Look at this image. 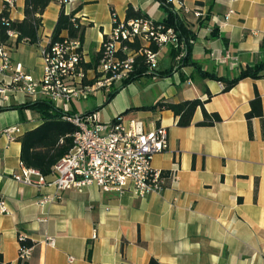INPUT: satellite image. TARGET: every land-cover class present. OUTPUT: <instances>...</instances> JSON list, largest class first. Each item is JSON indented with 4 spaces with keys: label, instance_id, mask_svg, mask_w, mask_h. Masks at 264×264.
<instances>
[{
    "label": "crops",
    "instance_id": "obj_1",
    "mask_svg": "<svg viewBox=\"0 0 264 264\" xmlns=\"http://www.w3.org/2000/svg\"><path fill=\"white\" fill-rule=\"evenodd\" d=\"M24 3L15 0L10 20L23 19ZM3 4L0 0V12ZM128 5L153 21L166 16L157 0H83L66 9L84 26L80 42L82 66L91 65L84 68L87 79L94 77L102 41L111 30V11L125 19ZM171 5L194 34L189 62L222 79L202 78L194 66H181L167 45L158 50L156 68L165 76H141L106 103L111 90L91 94L98 99L101 93V99L81 113L75 103L89 96L72 100L68 113L95 112L100 121V108L107 104L111 119L124 112L126 120L142 119L147 129L164 127L167 146L153 155L151 165L175 173V178L144 198L88 185L39 203L40 197L54 195L56 189L48 183L55 175L44 177L45 184H37L34 174L32 184L13 175L22 164L20 137L43 122L37 110L20 107L47 99L17 93L7 103L9 109L0 111V133L11 126L20 129L13 141L0 135V202L7 210L0 207L4 264L19 262L18 233L32 242L24 264H149L151 259L158 264H264V134L260 117H246L258 95L264 118V77L242 78L223 91L224 80L235 77L240 66L264 63V0H172ZM60 10L55 0L47 5L36 42L9 37L11 62H20L34 79L42 74L40 50L51 40ZM60 36H67L66 31ZM195 98L220 120L197 125L203 119L197 107L191 124L178 126L170 110L141 109L158 101Z\"/></svg>",
    "mask_w": 264,
    "mask_h": 264
},
{
    "label": "built area",
    "instance_id": "obj_2",
    "mask_svg": "<svg viewBox=\"0 0 264 264\" xmlns=\"http://www.w3.org/2000/svg\"><path fill=\"white\" fill-rule=\"evenodd\" d=\"M82 1L55 0L65 13L68 7H76ZM4 2L8 9L15 4V0ZM71 21L79 23V18L72 15ZM111 22V30L101 44L94 77L90 80L82 66L78 38L59 36L41 48L42 74L39 79L23 72L20 62L12 63L9 45L0 44V107H5L11 97L21 93L46 98L55 108L68 113L72 100L86 99L101 90L119 86L132 73L137 56H143L148 71L153 72L157 68L158 50L163 46L179 49L178 58L183 55V42L171 27L155 24L150 18L119 19L114 11H111ZM8 34L10 37L14 33ZM131 44L138 46L131 47ZM62 118L76 127L72 133V147L53 166L55 178L48 184L55 187L54 195L40 197L39 203L59 200L63 191L88 185H96L104 192H129L144 198L160 192L167 179L175 178V173L166 174L151 165L153 155L167 146L164 127L147 129L142 119L126 120L120 114L107 122L98 121L95 112L65 114ZM19 131L18 127L11 126L3 129L0 135L13 141ZM32 174L37 176V184L47 183L38 170L22 164L20 172L13 178L32 184ZM0 207L1 211H7L3 202ZM17 238L20 242L27 236L18 233ZM47 241L54 244L53 238L48 237ZM31 251V246L19 245V258L28 259Z\"/></svg>",
    "mask_w": 264,
    "mask_h": 264
},
{
    "label": "trees",
    "instance_id": "obj_3",
    "mask_svg": "<svg viewBox=\"0 0 264 264\" xmlns=\"http://www.w3.org/2000/svg\"><path fill=\"white\" fill-rule=\"evenodd\" d=\"M52 0H25L24 3V17L22 20H10L8 18V7L6 3L3 4V9L0 12V44H9V32L16 35V42L27 39L29 42H36L37 31L42 25L41 14ZM159 7L163 9L166 16L161 21H154L155 24H162L166 28L171 27L177 33L180 41H183V55L180 57V65H192L197 70V73L202 78H209L214 80H221L215 74L200 70L198 64L194 61L189 62L190 59V39H193V32L187 27L186 23L177 15L173 9L171 2L168 0H157ZM72 13H65L61 8L57 20L54 24L51 40L55 41L59 38L63 31H66L69 38H78L80 41L83 38L84 26L80 23L72 22ZM131 18H149L145 13L139 9H134L131 5L126 8L125 19ZM131 47H137L138 44H131ZM156 49L155 46H152ZM179 49H172L173 56L179 55ZM99 58V56H98ZM98 59L95 63L97 65ZM91 67L90 64H84V68ZM95 67V66H94ZM157 70V69H156ZM148 71V66L145 63L143 56L135 58L134 69L130 76L125 79L119 86L113 88L106 94L105 103L108 102L122 87L131 83L135 79L144 75L165 76L164 72ZM250 77L260 78L264 77V63L259 62L252 66H240L238 73L230 80H224L223 91L230 89L238 80ZM210 93L207 94V99L210 98ZM251 109L246 114L247 119L258 116L261 118L262 134H264V118L261 114L260 98L258 95L250 101ZM22 107H29L37 110L43 122L36 128L25 132L21 137V151L20 159L25 167L38 170L44 177L53 173V166L68 152L72 147V133L76 127L63 119V115L71 113H64L62 110L55 108L49 100H36L23 104ZM197 107H201L203 112V119L197 122V125L209 126L220 120L216 113H208L203 107V101L198 98L183 100L177 103L158 101L154 105L142 107L141 109H165L170 110L177 118L176 124L178 126H188L191 124L192 116ZM9 109V107H0V111ZM120 113V115H123ZM167 174V172H165ZM20 247H30L32 242L26 238L19 242ZM25 260L19 258L18 264H24ZM0 264H4L0 253ZM149 264H158L151 259Z\"/></svg>",
    "mask_w": 264,
    "mask_h": 264
},
{
    "label": "rangeland",
    "instance_id": "obj_4",
    "mask_svg": "<svg viewBox=\"0 0 264 264\" xmlns=\"http://www.w3.org/2000/svg\"><path fill=\"white\" fill-rule=\"evenodd\" d=\"M139 83H134V86H137ZM101 99V93L100 95H98V99L97 97H94V96H89L88 99L86 100H81V101H77L75 104H76V107H77V111L78 112H84L86 110H89L91 109L96 103L98 100ZM104 101V98L102 100V102L99 104V106H102V103ZM111 107L109 105H103L101 108H100V114H98V117H99V120L100 122H106L108 121L109 119H111L112 117V114H111Z\"/></svg>",
    "mask_w": 264,
    "mask_h": 264
}]
</instances>
